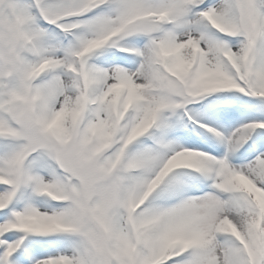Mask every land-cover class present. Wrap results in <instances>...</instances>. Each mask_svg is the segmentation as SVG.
<instances>
[{
    "label": "snow or ice",
    "instance_id": "obj_1",
    "mask_svg": "<svg viewBox=\"0 0 264 264\" xmlns=\"http://www.w3.org/2000/svg\"><path fill=\"white\" fill-rule=\"evenodd\" d=\"M0 264H264V0H0Z\"/></svg>",
    "mask_w": 264,
    "mask_h": 264
}]
</instances>
